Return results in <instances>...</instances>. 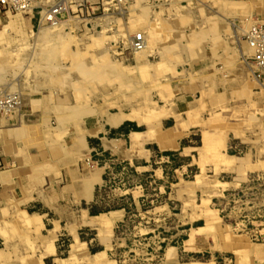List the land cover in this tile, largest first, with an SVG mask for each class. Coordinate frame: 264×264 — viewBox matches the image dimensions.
I'll return each instance as SVG.
<instances>
[{"label":"crops","instance_id":"crops-1","mask_svg":"<svg viewBox=\"0 0 264 264\" xmlns=\"http://www.w3.org/2000/svg\"><path fill=\"white\" fill-rule=\"evenodd\" d=\"M149 5L146 47L121 51L120 90L105 97L115 109L93 87L67 94L50 73L45 42L61 33L35 29L32 13L0 7V96L19 95L18 107L0 115V217L6 209L25 213L39 230L74 241L82 230H112L124 218L123 209L97 213L110 170L138 173L177 156L217 163L220 173H264V83L243 39L254 22L264 24V0ZM230 253L219 264H264V241L237 240ZM90 258L115 264L104 251Z\"/></svg>","mask_w":264,"mask_h":264},{"label":"rangeland","instance_id":"rangeland-1","mask_svg":"<svg viewBox=\"0 0 264 264\" xmlns=\"http://www.w3.org/2000/svg\"><path fill=\"white\" fill-rule=\"evenodd\" d=\"M58 1L32 0L29 10L16 13H32L35 29L63 35L45 44L50 46L54 66L50 73L65 81L67 94L93 87L103 95L100 103L115 109L107 100L116 97L121 87L117 84L121 51L142 52L132 50L131 41L154 25L149 0L145 5V0H61L66 13L60 23L40 22L39 16ZM95 66H99L96 72ZM91 71L97 73L93 80ZM109 72L114 83L107 84ZM0 104V115H7L18 107L19 95L1 94ZM144 168L138 173L134 169L107 173L97 213L109 216L125 211L112 230H82L79 239L72 241L39 230L25 213L2 211L0 264H91L90 255L99 251L115 264H219L223 255L232 259L235 241H264V173L260 169L249 175L220 173L217 163L193 164L177 156Z\"/></svg>","mask_w":264,"mask_h":264},{"label":"built area","instance_id":"built-area-1","mask_svg":"<svg viewBox=\"0 0 264 264\" xmlns=\"http://www.w3.org/2000/svg\"><path fill=\"white\" fill-rule=\"evenodd\" d=\"M31 4L32 0H0V7L4 12H24L31 8ZM65 13V2L60 0L50 6L43 15H40L39 19L40 22L44 21L50 26H56L63 19ZM243 39L252 52L251 64L255 76L260 82L264 83V24L259 21L254 22L246 30ZM131 48L136 52H140L145 48V39L142 34L134 36L131 41Z\"/></svg>","mask_w":264,"mask_h":264}]
</instances>
